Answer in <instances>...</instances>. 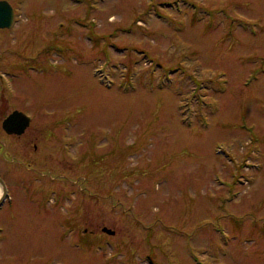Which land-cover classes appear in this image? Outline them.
I'll use <instances>...</instances> for the list:
<instances>
[{
  "label": "rangeland",
  "instance_id": "1",
  "mask_svg": "<svg viewBox=\"0 0 264 264\" xmlns=\"http://www.w3.org/2000/svg\"><path fill=\"white\" fill-rule=\"evenodd\" d=\"M33 4L63 18L49 38L42 23L21 91L49 94L34 128L60 137L71 122L62 143L80 130L69 152L51 138L47 156L51 174L90 189L77 208L61 201L60 238L56 224L26 237L24 221L1 250L43 249L47 264H264V0Z\"/></svg>",
  "mask_w": 264,
  "mask_h": 264
},
{
  "label": "flooded vegetation",
  "instance_id": "2",
  "mask_svg": "<svg viewBox=\"0 0 264 264\" xmlns=\"http://www.w3.org/2000/svg\"><path fill=\"white\" fill-rule=\"evenodd\" d=\"M3 1L11 8V25L0 27V264H47L46 256L48 254H46V251H42L43 249L37 251L33 257H31L30 250H1L9 242L14 241L16 243L15 238H19L16 233H12V235H9L10 237L8 236L6 233L9 231L8 226L24 224V221H26L25 223L30 230L26 234L24 230L22 233L18 231L19 235L34 238V236H44L45 232H48V228L52 224H56L59 232L57 237L60 238L61 234L64 235L63 232H60L64 217L63 213L57 215L55 211L59 210L60 207L63 208V203L60 204L62 200L64 202L68 200L71 207L77 208L82 190L85 188L88 192L90 187L83 186L81 180L78 179L81 178L79 173L74 176L75 178H67L71 176L63 172L59 173L58 176L50 173L51 168L59 171V162L54 161L57 158L55 156L56 152H54L57 142L62 144L63 151L69 152L70 150L67 149L66 144L70 146V139L77 138L80 130L75 133V126L69 129L71 122L68 125L63 122L59 125L58 129L61 130V136L58 137L54 133L41 129V127L34 128V117L30 114L39 113L40 109L43 110L45 104L49 103L45 99L46 97L49 98V94L43 91L33 97L21 91L22 87H29L30 85V81L27 79V74L30 72L26 62L33 58L34 43L39 44L42 42V23L50 22L51 27V19L55 18L56 15L47 17L43 15L40 10L41 7L35 6L34 9L36 4H33V2L35 0H0V2ZM26 3H30L27 10H25ZM54 4L52 3V5ZM26 13L31 21L26 27L19 28L20 18ZM62 18L63 16L57 12V18H55L53 27H49L46 38H49L50 30L62 25ZM24 40V45L19 44ZM46 45L42 44V47L38 50L43 49ZM20 73L26 74V77H21L24 74ZM12 80L15 81L11 84ZM17 80L19 82H16ZM19 95L21 96V103H19ZM24 103L25 106H20ZM28 103L29 105H27ZM18 112L29 117V121L21 133L14 131V128L19 126L16 117H10V122L5 125L6 118H9L12 113ZM21 122L20 125L22 126ZM65 130H68L67 132L74 130L75 132L71 134L72 137H69L70 133H68V141L62 143L60 139H62ZM22 137L25 138L28 148L19 140ZM51 138L56 142V146L54 143L52 144L53 147L50 145ZM18 141H20V145H18ZM24 149L27 161L19 160L17 154V152L21 153ZM4 153L7 154L8 158H4ZM35 154L43 156L36 159ZM49 154L51 156L54 154L55 158L50 159L47 156ZM71 158H74L73 165L78 164L76 167L79 169L80 158L72 155ZM48 159L52 164L51 166H49L50 164L45 166V160ZM18 160L21 162L18 163ZM78 169L75 168L74 171ZM89 177L96 178L93 171L92 175L85 177V181ZM18 189L22 191L17 192ZM24 208L26 211H24Z\"/></svg>",
  "mask_w": 264,
  "mask_h": 264
},
{
  "label": "water",
  "instance_id": "3",
  "mask_svg": "<svg viewBox=\"0 0 264 264\" xmlns=\"http://www.w3.org/2000/svg\"><path fill=\"white\" fill-rule=\"evenodd\" d=\"M11 25V8L6 4V2H0V27ZM10 117H16L19 122L18 128H14V131L21 133L24 129V126L28 123L29 117L21 112L12 113L9 118H6L5 125L10 122ZM22 121V122H21ZM20 122L22 126L20 125ZM104 229V228H103ZM107 232H112L110 229H106Z\"/></svg>",
  "mask_w": 264,
  "mask_h": 264
}]
</instances>
